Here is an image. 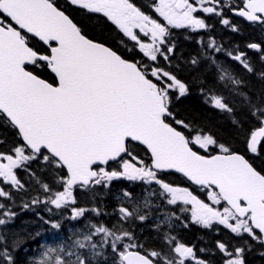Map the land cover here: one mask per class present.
I'll use <instances>...</instances> for the list:
<instances>
[{
    "label": "snow or ice",
    "instance_id": "obj_1",
    "mask_svg": "<svg viewBox=\"0 0 264 264\" xmlns=\"http://www.w3.org/2000/svg\"><path fill=\"white\" fill-rule=\"evenodd\" d=\"M199 2L204 5L209 0ZM211 2L215 4L216 0ZM70 3L89 13L102 14L152 62H157L158 57L168 61L173 52L174 45L167 40L171 34L169 25L196 31L207 25L194 13L202 10L220 14L215 6L197 8L190 0H158L155 11L167 22L164 25L142 12L132 0H70ZM227 6L247 21L264 26V0H243L239 7ZM222 23L230 22L222 19ZM140 34L149 37L150 42H144ZM30 38H38L47 47V53L33 48ZM208 47L215 52L222 50L214 40ZM247 47L260 52L264 61V49L259 44L251 43ZM228 55L249 73L254 71L245 53ZM190 62L196 66L199 60L193 57ZM32 67L49 69L56 83L41 78ZM217 68L218 78L235 86L233 90L243 83L222 65ZM259 75L264 78V72ZM173 93L179 99L187 95L188 87L161 67L130 62L111 48L87 38L57 7L55 0H0V115L21 138V144L13 148L12 154L0 153V177L4 182L22 190L15 169L34 160L53 172L66 169L57 180L63 185L62 190L53 192L43 183L41 187L49 193L48 197L32 201L56 209L76 203L73 196L76 185L82 189L107 186L119 178L155 184L167 204L186 206L182 210L190 212L193 223L205 228L222 225L238 237L247 235L264 244V174L213 136H186L173 127L170 120L190 128L183 120L175 119ZM244 100L250 114L259 121V127L251 132L247 142L248 150L258 153L264 142V102L257 103L247 95ZM209 101L219 110L233 111L222 96L210 95ZM132 142L146 147L150 165L133 156L129 148ZM195 147L205 151L214 147L220 154L201 155ZM125 154L131 160L122 159ZM110 162L119 164L120 170L109 169ZM166 170L181 173L193 184L207 189L211 204L188 188L163 182L158 172ZM156 194L148 192L144 197L145 207L151 204L148 197ZM124 195L131 196L128 192ZM0 198L10 200L11 194L0 188ZM222 203L225 205L222 210L213 206ZM86 211L73 208L71 219L83 217ZM92 211L100 214L98 209ZM119 212L122 221L135 214L125 207ZM15 216V212L0 203V228H6ZM137 218L143 221L146 216ZM52 227L59 228V224ZM164 239L173 253L171 257L154 250L145 255L135 250L142 245L122 226L93 224L82 238L74 241L71 250L49 247L35 264H106L108 255L114 257V264H191L192 261L205 264L196 257L192 246L177 243L174 236L167 234ZM19 244L17 239L9 242L6 232L0 231V264H13L12 250ZM218 248L228 258L224 264H245L244 247L229 251L224 243L218 242Z\"/></svg>",
    "mask_w": 264,
    "mask_h": 264
},
{
    "label": "trees",
    "instance_id": "obj_2",
    "mask_svg": "<svg viewBox=\"0 0 264 264\" xmlns=\"http://www.w3.org/2000/svg\"><path fill=\"white\" fill-rule=\"evenodd\" d=\"M73 11V19L88 37L105 43L114 50H117L116 44L118 34L105 19L97 15L85 14L79 10ZM221 31L225 32L224 29ZM228 34L231 33L228 32ZM238 44L240 45V48L245 47V42ZM196 49L197 45L194 42H191L180 49L175 48L173 57L177 60L176 66L181 69V71L176 70V74L189 84V89L191 91L186 98H182L179 101L173 99L172 109L175 114V119L183 120L190 125L189 129L181 128L187 136H193L194 134H209L213 136L218 143L229 146L232 151L235 149L237 151L243 150L245 145H247L251 132L259 127V121L250 114V110L243 97L238 98L235 105L232 106L234 117H229L228 115H225L223 111L218 110L214 106L211 105L208 107L205 104L203 97L202 95H199V92L202 89L207 92L212 91L215 83L208 67L193 66L191 64V57L197 54ZM178 55L181 56L177 57ZM201 62L206 63L205 61ZM44 72L47 76L41 75L43 78H52L46 70H44ZM244 89V95L247 91V94L253 101L257 103L264 102V85H262L260 81H257L255 78L253 81H248L247 87H244ZM169 122L175 124L172 120ZM3 136L10 138L11 132L5 129L0 122V137L3 138ZM7 140L11 144L13 139L10 138ZM133 146L134 145H131L129 147L130 151L133 149ZM259 149L261 151V162H259V166H257L254 161L257 153H249V157L253 164L257 166L258 170L264 174V142H262ZM133 156L135 155L133 154ZM146 163L147 165L150 164L148 158L146 159ZM36 172L39 176H34V179H32L20 169L19 173L22 175L20 182L23 185V189L18 190L16 187L10 186L6 191L11 194V199H4L1 201L8 206L10 211L16 213L15 219L9 224L19 229L13 233V239L20 241L19 246L26 243L24 248L17 247L15 250H12L13 264H35L47 248H60L63 247L64 243L72 245L71 242H68L67 240V231L63 227V223L69 218L70 213H73V208H84L87 210L83 217L77 218L76 227L82 235L87 233L90 226L93 224H102L109 228H119L120 226L125 227L118 222L121 215L119 209L125 207V204L133 205L135 219H138L137 216L139 215L146 216V219L151 224L152 233L149 230L145 231L140 228L142 232L141 235L137 231L131 232L126 227L125 229L133 234L137 244L142 245L141 248L135 250H141V253L145 255L154 250L168 256V252L171 249L165 246L166 243L164 241L167 230L174 232L179 240H183L184 233L182 231L184 226L181 222L175 219L176 211L168 212L164 210L163 212H158L155 210V204L149 199V197L148 199L151 204L149 207H145L144 197H146L147 194L141 193L140 191H130L131 196H125V192L116 190L114 187L115 180L117 179L111 181L107 186L101 184L92 185L86 189H76L73 194L76 203L65 208L56 209L53 208L52 205L45 203L33 204L32 201L35 198H39L40 201H43L48 197V192H45L41 187V184L45 183V179L41 174L42 172L38 167H36ZM79 193H82V196H80ZM92 197L100 200L96 202L97 207L101 208L105 213H112V215L108 216L101 213L97 215L92 211V209H95ZM108 198L113 199L115 202ZM25 204H27L28 207H24ZM49 209H51V211H49ZM137 209H139L138 212L136 211ZM145 209H147L146 213H144ZM81 218H83L82 222H80ZM113 219H115L117 223H114ZM52 224H59V228H56V231L58 232L56 236L47 232L48 229L52 228ZM24 231L31 236L28 238L21 236L20 234ZM196 231H199V229L191 228V231L188 232L189 235H186L185 239L192 241L199 237L200 234L195 233ZM224 238L225 239L222 242L228 246H230L228 241L232 240L234 241V244L237 241V239L227 232H224ZM95 239L98 240L99 237H96ZM11 240L12 239H9V242ZM31 240L34 241L32 247L29 245ZM245 242L250 244L249 237L244 239V244ZM211 243L213 244V241H211ZM241 247H244V245ZM200 248L201 247H198L195 250L197 251ZM64 258L75 259L74 257L69 258L66 256ZM256 259L258 262L255 264H264V258L256 257ZM252 262V259L247 258V264H252ZM102 264H104V262H102ZM106 264H114V260H107Z\"/></svg>",
    "mask_w": 264,
    "mask_h": 264
},
{
    "label": "flooded vegetation",
    "instance_id": "obj_3",
    "mask_svg": "<svg viewBox=\"0 0 264 264\" xmlns=\"http://www.w3.org/2000/svg\"><path fill=\"white\" fill-rule=\"evenodd\" d=\"M153 2H158V0H151ZM243 0H216V3L213 4L211 0H209V3L201 5L199 0H196L197 8L202 7H208V6H215L217 9L216 13H211L214 16V19L217 22H222V19H228L229 25H224V28L231 34L235 33L237 30L240 29V35L236 38L246 37L245 47L239 49L238 53H245V59L252 65L254 71L252 73H249L246 69L243 68V66L239 63V61L233 60L228 53L230 52L231 45L228 42H225L222 44L220 40H216V45L219 46L222 50L220 52H215V58H207L205 60V67L209 68V71L211 72L213 79H214V89L210 91L205 97L204 102L205 103H211L209 101L210 95H218L224 97V102L227 103L231 108L233 105H235V102H237L238 98H241L245 95L249 97L247 94L244 95V87H247V82L252 81L253 78L257 81H260L262 85H264V78H262L259 73L264 72V61L261 60L260 55L261 53L247 47V45L251 43L260 44V39L264 40V26L258 24V23H252L247 21L245 18L240 17L234 13V11L228 7L227 5L231 4L233 7H239ZM198 14L200 18H207L208 15L206 12H203L202 10L198 11ZM233 26L236 28L235 31H233ZM261 49H264V42L262 43ZM213 60L215 62H213ZM217 65H222L223 67L227 68L231 74L239 80H242L243 83L238 87L235 88V86L227 83L226 81H221L218 78V68ZM234 116V113L231 115ZM261 174H263L260 170H258ZM204 200L206 203L211 204V201L205 198H200ZM214 207L222 208L224 205H213ZM184 205H179L177 210V218L178 220H182V225L184 226L183 229V240L182 244L186 246H192L194 249L201 247L207 250V253L203 255V260L205 264H216L219 255H218V248H217V238L218 235L214 233L215 229L210 228H204L203 226L193 223L191 221V214L188 211H183L182 209L185 208ZM190 207V206H187ZM191 228H198L199 231H196L195 233L200 234L199 237L192 241L186 240V235H189L188 232L191 231ZM166 234L169 236L173 235V232L170 230L166 231ZM213 241V244L211 243ZM175 242L178 243L177 240ZM250 244L254 245L255 247L260 246L261 243H258L256 241H253L249 238Z\"/></svg>",
    "mask_w": 264,
    "mask_h": 264
},
{
    "label": "rangeland",
    "instance_id": "obj_4",
    "mask_svg": "<svg viewBox=\"0 0 264 264\" xmlns=\"http://www.w3.org/2000/svg\"><path fill=\"white\" fill-rule=\"evenodd\" d=\"M0 178L3 180L2 177H0ZM119 185H120V184H119ZM154 200H155V201H159L158 198H154ZM125 206L130 207V204H125ZM74 220H75V219H74ZM67 224H68L69 227L72 229L71 221H70V220L67 222ZM214 227L217 228V233H218L219 236H220V241H219V242H222V239H223V237H224V232H226V231H225V227L222 226V225H218V224H215ZM147 229H148V228H147ZM222 243H223V242H222ZM192 263H195V261H192Z\"/></svg>",
    "mask_w": 264,
    "mask_h": 264
}]
</instances>
